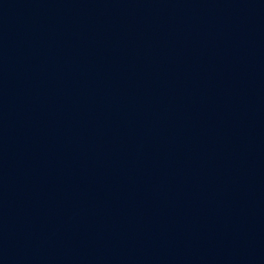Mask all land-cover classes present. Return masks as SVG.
I'll return each instance as SVG.
<instances>
[{"label": "water", "instance_id": "1", "mask_svg": "<svg viewBox=\"0 0 264 264\" xmlns=\"http://www.w3.org/2000/svg\"><path fill=\"white\" fill-rule=\"evenodd\" d=\"M0 109L264 190V0H0Z\"/></svg>", "mask_w": 264, "mask_h": 264}]
</instances>
